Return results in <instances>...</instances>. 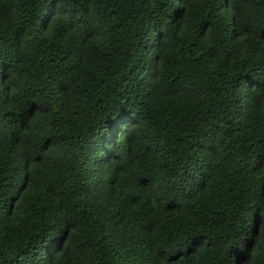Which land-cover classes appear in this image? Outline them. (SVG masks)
<instances>
[{
  "label": "trees",
  "instance_id": "1",
  "mask_svg": "<svg viewBox=\"0 0 264 264\" xmlns=\"http://www.w3.org/2000/svg\"><path fill=\"white\" fill-rule=\"evenodd\" d=\"M0 264H264V0H0Z\"/></svg>",
  "mask_w": 264,
  "mask_h": 264
},
{
  "label": "snow or ice",
  "instance_id": "2",
  "mask_svg": "<svg viewBox=\"0 0 264 264\" xmlns=\"http://www.w3.org/2000/svg\"><path fill=\"white\" fill-rule=\"evenodd\" d=\"M202 241V237L198 236V235H193L189 241H188V248L189 250L195 248L196 246H198ZM178 259V257H175Z\"/></svg>",
  "mask_w": 264,
  "mask_h": 264
}]
</instances>
